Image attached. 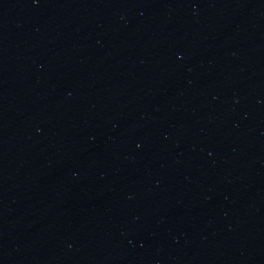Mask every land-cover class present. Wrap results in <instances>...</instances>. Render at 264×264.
<instances>
[{
    "label": "water",
    "instance_id": "obj_1",
    "mask_svg": "<svg viewBox=\"0 0 264 264\" xmlns=\"http://www.w3.org/2000/svg\"><path fill=\"white\" fill-rule=\"evenodd\" d=\"M0 264H264V0H0Z\"/></svg>",
    "mask_w": 264,
    "mask_h": 264
}]
</instances>
